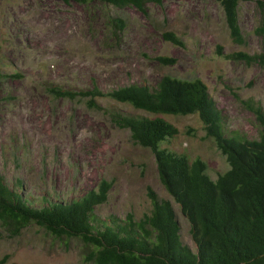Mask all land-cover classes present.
Returning a JSON list of instances; mask_svg holds the SVG:
<instances>
[{
  "label": "rangeland",
  "instance_id": "rangeland-1",
  "mask_svg": "<svg viewBox=\"0 0 264 264\" xmlns=\"http://www.w3.org/2000/svg\"><path fill=\"white\" fill-rule=\"evenodd\" d=\"M122 18L124 28L110 20ZM259 14L255 2L239 5L244 44L232 41L217 0H162L142 12L97 0L83 5L71 0H0V175L9 186L21 181L31 198H75L111 181L108 200L96 207L101 218L131 213L140 218L151 203L150 188L169 199L180 223V241L195 251L189 225L161 186L152 152L132 142L129 131L111 120L110 110L147 115L108 97L50 96L48 84L72 91L96 85L102 91L146 82L163 75L200 79L224 116L226 130L257 134L255 117L245 103L264 108V69L232 54L264 51V39L253 33ZM171 32L182 41L164 37ZM158 57L174 58L162 64ZM10 74H17L18 77ZM178 129L161 144L199 157L213 180L229 166L212 139L205 137L196 115L164 116ZM78 240L56 239L31 225L18 236L0 226L1 264H88Z\"/></svg>",
  "mask_w": 264,
  "mask_h": 264
},
{
  "label": "trees",
  "instance_id": "trees-1",
  "mask_svg": "<svg viewBox=\"0 0 264 264\" xmlns=\"http://www.w3.org/2000/svg\"><path fill=\"white\" fill-rule=\"evenodd\" d=\"M73 1L86 5L94 0ZM97 1L118 9L133 6L145 12L148 3L159 4L162 0ZM217 1L229 35L238 44L245 43L238 19L239 5L243 1L255 2L259 18L253 33L264 39V0ZM110 23L117 29L125 26L118 17ZM164 37L182 45L171 32H165ZM232 55L264 69V51ZM158 61L175 63L169 57H158ZM6 76L0 70V82ZM46 90L53 97L87 98L95 108H100L96 99L105 96L147 114L126 115L110 110L109 116L116 126L129 131L134 144L152 152L158 180L185 217L196 250L180 241V223L173 203L158 198L150 188L147 195L151 207L140 218L131 213L124 219L99 217L95 209L107 202L112 185L107 179L66 201L45 195L30 199L21 192V181L9 186L0 175V226L9 236H18L35 225L56 239L78 240L82 259L88 264H264V108L260 104L245 101L257 126L256 136L249 137L238 130L225 129L224 116L200 79L163 75L155 85L143 81L107 91L96 85L72 91L49 83ZM187 115L198 117L205 137L213 140L228 163L229 168L215 180L206 173V163L201 158L161 147L178 134L174 123L164 116Z\"/></svg>",
  "mask_w": 264,
  "mask_h": 264
}]
</instances>
